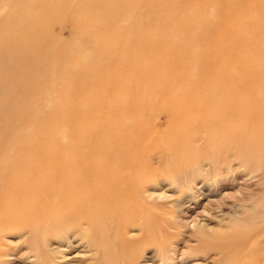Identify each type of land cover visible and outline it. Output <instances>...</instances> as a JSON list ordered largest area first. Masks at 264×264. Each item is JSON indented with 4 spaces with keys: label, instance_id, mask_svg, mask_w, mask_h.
<instances>
[{
    "label": "rangeland",
    "instance_id": "1",
    "mask_svg": "<svg viewBox=\"0 0 264 264\" xmlns=\"http://www.w3.org/2000/svg\"><path fill=\"white\" fill-rule=\"evenodd\" d=\"M246 1L5 0L0 157L39 163L56 153L59 141L90 147L110 136L105 126L127 104H154V93L264 88V3L250 11ZM162 117L165 131L171 118ZM170 168L165 161L156 169ZM260 175L241 169L229 186L217 190L208 183L207 196L202 181L190 190L169 176L153 181L144 194L151 202L145 219L121 226L119 240L148 248L115 250L116 264L127 258L134 264L228 263L215 250L193 251L192 234L196 227H206L210 237L233 227L253 208L237 198L262 188ZM226 194L234 196L224 200ZM142 236L145 242L138 241ZM43 240L18 226L0 229V264H46L42 254L51 256L50 264H93L97 257V247L82 240Z\"/></svg>",
    "mask_w": 264,
    "mask_h": 264
},
{
    "label": "bare ground",
    "instance_id": "2",
    "mask_svg": "<svg viewBox=\"0 0 264 264\" xmlns=\"http://www.w3.org/2000/svg\"><path fill=\"white\" fill-rule=\"evenodd\" d=\"M246 3L254 11L263 9L264 0ZM2 6L5 0H0ZM5 12L0 11V22ZM4 47L5 42L0 43V56ZM154 95V104H127L117 121L105 126L110 136L90 147L59 141L56 153L39 163L31 157L7 161V155L1 156L0 229H28L44 236L43 244L82 240L97 247L93 264H116L115 250L148 248L133 246L132 238L119 240L121 226L144 218L143 210L151 203L144 194L153 181L173 177L188 190L202 181L207 196L208 183L217 190L229 186L245 169L261 174L262 188L250 187L247 195L237 198L251 202L253 208L233 227L221 225L225 229L211 237L206 227H196L192 235L198 245L192 250H215L228 258L226 264H264V88L215 87L208 92L169 90ZM162 116L171 118L165 131H160ZM165 161L171 163L170 169H156ZM15 178L19 182H13ZM233 196L226 194L224 200ZM143 237L138 241L145 242ZM42 255L47 264L51 256ZM133 262L127 258L125 264Z\"/></svg>",
    "mask_w": 264,
    "mask_h": 264
}]
</instances>
